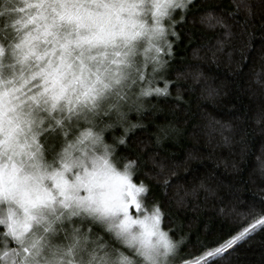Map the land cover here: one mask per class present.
Here are the masks:
<instances>
[{
	"label": "snow or ice",
	"instance_id": "obj_1",
	"mask_svg": "<svg viewBox=\"0 0 264 264\" xmlns=\"http://www.w3.org/2000/svg\"><path fill=\"white\" fill-rule=\"evenodd\" d=\"M204 2L0 0V264H231L264 233V199L194 242L169 226L158 149L179 129L137 136L146 112L186 103L172 73L189 23L246 47L229 19L252 6Z\"/></svg>",
	"mask_w": 264,
	"mask_h": 264
},
{
	"label": "trees",
	"instance_id": "obj_2",
	"mask_svg": "<svg viewBox=\"0 0 264 264\" xmlns=\"http://www.w3.org/2000/svg\"><path fill=\"white\" fill-rule=\"evenodd\" d=\"M239 2L205 0L204 7L224 14L235 11L233 5ZM246 3L252 6L250 17L242 9L229 19L237 37L247 22L243 51L239 38L220 43L222 29L189 23L192 33L180 44L172 73L173 80L179 74L186 103L175 108L169 102L158 112H146L142 122L147 131L137 132L152 148L149 134L157 131L156 125L179 129L158 152L172 182L166 197L174 213L169 226L175 227L178 217L193 242L198 235L205 238V224L227 231L233 210L246 211L249 204L264 199V0ZM172 93L177 94L175 87ZM132 119L138 118L133 114ZM173 171L176 175L171 176ZM157 197H163L160 189ZM180 200L183 206L176 211ZM231 264H264V233L240 247Z\"/></svg>",
	"mask_w": 264,
	"mask_h": 264
}]
</instances>
